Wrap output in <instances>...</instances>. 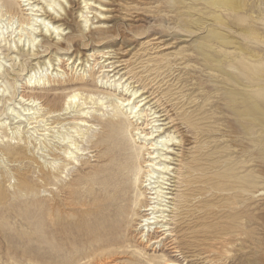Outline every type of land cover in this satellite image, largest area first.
Masks as SVG:
<instances>
[{
	"label": "rangeland",
	"instance_id": "1",
	"mask_svg": "<svg viewBox=\"0 0 264 264\" xmlns=\"http://www.w3.org/2000/svg\"><path fill=\"white\" fill-rule=\"evenodd\" d=\"M9 1L19 20L29 17L22 0H0L3 14ZM67 1L61 24L69 34L60 46L44 41L36 59L0 45L12 66L1 80L15 94L0 102V264H264V124L233 111L253 104L264 111V0H246L243 11L209 0H86V9L85 0ZM83 10L92 29L99 21L114 28L86 33ZM6 19L3 31L14 38L18 25ZM75 56L81 60L70 64ZM48 58L66 74L31 94L27 75ZM134 88L144 93L137 101L147 99L146 114L160 120L147 128L152 119L143 118L139 127H161L177 140L166 155L168 211L144 241L148 200L137 183L148 151L116 103ZM75 91L82 96L66 114ZM26 93L54 113L32 120L34 134L27 124L13 134L18 124L7 106L20 107ZM81 120L88 126L73 132ZM61 135L79 143L71 159ZM18 149L24 154L11 158Z\"/></svg>",
	"mask_w": 264,
	"mask_h": 264
},
{
	"label": "bare ground",
	"instance_id": "2",
	"mask_svg": "<svg viewBox=\"0 0 264 264\" xmlns=\"http://www.w3.org/2000/svg\"><path fill=\"white\" fill-rule=\"evenodd\" d=\"M65 2L68 3L67 0H36L34 2H31L30 0H22L21 3L25 4L24 6L27 7V9L25 10L30 11L31 13L29 14V17H26L28 16L26 15L21 20H19V18H17L16 16L17 11L10 7L12 5V2L9 1V3L6 4L7 9L6 8L5 9L7 11L5 12V14L2 13L3 11H5L3 10L4 6L2 7L0 4V45L1 43L4 42L5 43L4 47L8 46V48L7 49L5 48V50H12L17 55L16 58L19 57L18 56L19 54H27V55L31 54L30 56L35 57L36 59L40 54L39 46L44 44V41L53 38V40H56L55 41L56 47L60 46L61 40L62 39L66 40V37L69 34V33L64 34V31L67 30V28H63L65 24H61V22L67 21V17L70 15L71 12L70 11L71 6L65 4ZM209 2L215 5H224L229 10H233V11H243L246 8V0H209ZM83 3H85L83 9H86L87 8L86 6H88V4H86V0L82 2V4ZM84 13L85 12L83 10L79 14V17L83 19V25L85 28L84 30L86 33L90 30L89 33L92 35L97 32H99L100 34L101 33L107 34L110 29L114 28V26L110 28V26L107 25L109 24L108 21H99V25L94 27V29H92L91 26H93L94 24L90 23V20H88L87 16H85ZM99 15L103 16V13L101 11H98V16ZM4 16H6L7 18L6 21L7 20L9 21V24L7 23L8 26L10 25L11 27H14L13 25L16 24L18 25V27L13 31L12 34L14 36V34L17 33L16 36L14 38L10 36L13 38V40H9L10 37H6L3 31V30L7 31L6 28L4 29L2 26L3 25L2 19L4 18ZM216 19L221 20L219 16ZM86 28H89V30ZM248 33L253 36L256 35L254 31H249ZM41 37L42 39H40ZM210 39L221 42L222 44L225 45L231 44L229 37L223 35L222 33L211 32ZM0 48H2V46ZM3 52L4 50L1 49L0 50V102L6 100L7 99L6 97L13 98L15 96V94H12V92H10L8 86L4 83V81L1 80V77H3L6 74V71L12 68L11 64L10 63L8 64V61L5 60L6 57L1 58ZM87 57H93V55ZM208 58L210 59V57ZM68 60L69 61L74 60L70 63V64H74L76 60H81V58L75 56L74 59L69 58ZM54 61L62 62V59L58 55H55ZM88 63H89V59L78 63V65L75 66L76 72L78 71L79 67H81L79 72L83 71V69L85 71ZM55 66H57V68H55ZM50 69H52V71H50ZM64 73H65L64 70H62L59 64H53L51 58L46 59L42 63L37 62V64H35L30 69L28 73L29 76L27 75V81H26L27 88L31 89L30 91L31 93L35 91L36 87H41L46 85L49 86L52 84V82H56V78H59L60 81V76L61 74ZM120 87L122 89L124 88L121 84H119L118 89ZM30 93H26L25 96L23 94L20 95V99L17 101L18 102L17 105L20 107H15L10 105L7 106L10 116L15 121L14 124H18L17 127L10 129L12 130L13 134H17L18 130H20L22 125H26V124L27 127L29 126L30 127L29 129L33 131L32 134H34L35 131L36 132L38 131L37 129L38 126L31 127L32 120H36L35 123H38L39 119L43 117L44 114L52 115L54 113L51 110H48L45 113V109L43 108L40 102L39 95L38 96L27 95ZM81 96L82 94L77 91L72 93V95L68 96L66 100V107L63 109V111L66 112V114L71 113V111L75 109V107H77L78 105L77 103L79 102V98ZM143 96L144 93L141 94L138 89H135L132 91V96H130L132 98L129 99L118 98L116 103L118 104L120 110H122L121 112H123L124 115H128L130 119L134 120L133 122L137 126L133 129V131L135 132V136L137 137V140L144 142L148 151L147 153L148 157L146 158L145 167L143 169L144 176L140 177L137 183L138 191L141 192L140 196L143 197L145 195V198L148 200V204H146L145 206L146 208L143 210L145 214L141 216L139 223V226L142 229V233H143L141 236L144 237L143 238L144 241L149 236L148 234L157 230L158 227L155 225L164 221L165 217L163 211H168V208H164V207L167 206V200L171 199L170 196L168 197L166 195L169 194L168 190H172L170 187L171 183L169 181L171 179L170 176L172 175L171 171L173 168H171L170 165L168 164L169 160L166 155L170 152V147L173 146L177 140L172 134H165L166 130H162L161 127H159L158 129L156 128L154 129V126L159 125L154 123L160 121L158 120L159 116L151 118L150 117L151 114L149 115L146 114L145 105H147V103H145L144 101H146L147 99L144 98L142 100L137 101ZM93 97L94 96L91 95L90 99L92 100ZM230 98L232 103H234L236 98L233 93H230ZM103 101L104 98L100 99V103L103 104ZM143 107L145 109H142ZM233 111L236 114H238L242 119L250 118L252 121L256 123L259 122L264 124V111L261 110L259 106L256 104L247 107L244 111H236L235 109H233ZM82 113L83 115L86 116L89 115V112L86 111H83ZM148 117L152 119V122L147 123L145 125H147L148 128L150 127L151 124L154 123V126H151V131L146 133L141 127H139V125L142 124L139 121L142 120L143 118H148ZM87 123H88L87 121L81 120L80 123H77L75 126L71 127V129L74 130L73 132L76 133L78 132L77 126H80V128L85 127L88 126L85 125ZM10 125L8 127H10ZM1 127H3V122H0V128ZM58 139L64 145L67 146V149H65L66 158L69 159L73 158L74 152L71 149L72 146L75 147L74 149H77L78 151L80 150V147L78 146L79 143L76 141L75 138H72L69 135H61ZM17 154L22 156L24 152L23 150L18 149L17 152H15L11 156V158H13ZM157 213H161V214L159 215ZM160 228L161 229L158 230L157 233L166 231L164 225H162ZM165 233H163V236L165 235ZM167 264H174V263H167Z\"/></svg>",
	"mask_w": 264,
	"mask_h": 264
}]
</instances>
